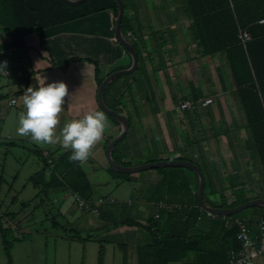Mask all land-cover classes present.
Wrapping results in <instances>:
<instances>
[{"label":"rangeland","instance_id":"1","mask_svg":"<svg viewBox=\"0 0 264 264\" xmlns=\"http://www.w3.org/2000/svg\"><path fill=\"white\" fill-rule=\"evenodd\" d=\"M123 2L126 18L133 10L142 15V11H152V6L159 5L158 0H140L144 10L140 8L138 12L137 7L142 4L138 5L136 0ZM81 5L79 10L90 9L93 1L87 0ZM146 14L144 18L148 20ZM153 19L150 17L147 22L152 28ZM161 36L160 32L158 37ZM181 38L180 43H171L168 39L170 45L180 48L177 65L161 64L151 72L150 68L144 69V63L149 61V57H144L138 70L115 81L118 87L123 78L126 82L133 79L122 100L124 109L121 108V112L129 114L132 127L119 142L116 157L130 167L138 166L141 161L147 164L167 158L188 159L203 169L207 183L210 172L205 165L213 169L215 176H221L220 168L225 167L226 162L231 171L222 178L224 184L229 180L234 184L244 182L248 195L254 196L258 190L264 197L260 167L248 147L249 138L225 55L203 56L190 34L183 31ZM204 98L213 102L202 107ZM185 101H190L194 107L182 110L180 103ZM106 117L105 134L114 138L118 134L113 126L118 122L107 114ZM102 144L105 145V141ZM233 166L240 168V176L232 177ZM42 167V160L28 149L10 148L0 143V227L13 229L14 236L28 235L27 240L13 244L9 257L0 236V264H8L9 259L11 264H100L101 252V264H128L133 246L128 243L130 234L118 235L114 229L116 226L131 229L122 224L123 221L131 218L146 221L153 213L159 214L156 201L179 196L178 184L182 182L175 177L171 183H176L177 187L157 185L162 175L172 172L169 168H162L163 172L146 170L123 174L113 170L106 158L104 161L101 157H89L82 168L92 183L95 199H106L95 214L80 208L69 190L51 193L49 202L41 205L40 200L45 198H36L40 189L31 178ZM175 172L178 176L182 173ZM183 173L190 176L195 185L196 174L187 169ZM46 174L48 176V171ZM215 187L219 189L218 182ZM208 191L207 185L205 194L209 202L220 201L218 195L210 196ZM231 192L224 195L230 199ZM142 195L151 199L145 213L135 217L133 213ZM108 199L114 202L109 203ZM52 201L54 204L50 203ZM26 202L29 203L23 207ZM258 209L247 208L239 216L254 222ZM261 262L264 264V257Z\"/></svg>","mask_w":264,"mask_h":264},{"label":"trees","instance_id":"2","mask_svg":"<svg viewBox=\"0 0 264 264\" xmlns=\"http://www.w3.org/2000/svg\"><path fill=\"white\" fill-rule=\"evenodd\" d=\"M92 1L93 6L90 9L79 10L81 4L80 7L79 5L74 7L65 4L63 0H0V32L10 38V43L2 48L14 47L20 50L25 45V37L39 34L46 29L91 14L109 10L112 11L114 20L116 19L118 6L114 0ZM183 1L186 13L191 19L189 26L191 38L201 50L202 55H225L226 57L227 67L235 87L234 94L239 103V109L244 119V129L249 138L248 147L255 155L260 167L261 180L264 182V22H261L264 21V0ZM125 18L124 13L122 33L137 52L140 63L142 58L144 61V57L138 46L139 37L138 34L134 35V33L132 35L136 37V40L127 36L131 28L128 19ZM241 32H246L250 36V40L242 41L239 38ZM102 81V79H99L97 67L96 83L98 87ZM114 82L107 86L104 92V102L113 111L129 118L131 129L132 120L129 114L121 112V108L124 109L122 102L124 94L130 88L131 83L128 82L121 92L112 97V101L109 103L107 95ZM208 112L207 114H209ZM214 137L217 138L216 135ZM118 144L113 148V159L123 166L130 167V164L122 163L116 157ZM34 152L43 163L42 169L31 178L34 185L40 189L36 198H45L40 200L41 205L45 201L49 202L51 193L59 191L69 190L85 202L94 199L92 183L83 170L82 164L70 163L68 160L71 154L70 150L62 151L59 154L55 152L50 154L49 157H42V153L38 150ZM48 159L53 162L54 167L52 169ZM165 160H187L195 163L183 158H167ZM155 162L158 161L153 160L148 163ZM205 167L207 172H210L208 183L203 169L199 166L205 177L204 198L210 207L231 209L250 200L264 198L258 190L254 193V196L248 195L245 190L247 184L244 182L234 184L229 180L228 184L225 182V185L221 176H215L213 169H210L207 165ZM169 169H172V172L162 175V181L158 182L157 185L170 186L171 184L172 187H177L176 183H171L176 177L182 181L178 184L180 194L176 197L161 198L155 204L159 202L175 204L179 205V209L158 210V218H155V214H152L146 221L128 219L122 223L129 227H136L141 233L144 232L147 235L145 244L138 248L137 264H228L230 251L238 250L241 247L240 242L237 240L238 225L235 220L239 219L245 222L254 233L256 232L257 222L261 218L264 219V208L259 207L257 219L254 222L239 216V213L228 217H207L200 208L197 199V175H195L194 185L191 177L183 173L184 169ZM176 170L182 172L180 176L177 175ZM46 171H48L49 178H47ZM156 171L163 172L161 169ZM214 178L215 181H213ZM216 182H218V190L215 187ZM207 185L209 187L208 194L214 197L218 195L220 197L219 202H209L207 200L205 194ZM158 189H160V186L157 187ZM230 190L232 191L230 193L231 197L228 199L224 193ZM28 203H23V207L27 206ZM50 203L54 204L53 201ZM199 217H201L200 220ZM0 236L8 257L14 243L28 238L26 234L21 237L14 236L13 229L2 227H0ZM102 254L101 252L100 264ZM8 264H11L10 259Z\"/></svg>","mask_w":264,"mask_h":264},{"label":"crops","instance_id":"3","mask_svg":"<svg viewBox=\"0 0 264 264\" xmlns=\"http://www.w3.org/2000/svg\"><path fill=\"white\" fill-rule=\"evenodd\" d=\"M139 1L136 0L138 5H141L142 2ZM158 1L160 6H152V11H145L142 4L137 7L138 12H140V8L144 10L142 15L136 14L133 10L127 17L131 28L129 32L139 33L138 46L142 56L149 57L148 60L151 61L144 63V69L150 68L151 72H154L155 68L161 64L166 67L177 65L179 63L178 55L180 56V54L178 50L180 48L176 45L173 47V45L169 44V41L171 40V43L183 41L181 38L183 31H186L191 36L189 30L191 19L186 13L184 1ZM145 12L147 13V18H155L153 19L154 28L147 23L149 19L144 18ZM114 25L115 20L112 11L108 10L91 14L84 18L46 29L39 34H32L34 37L32 35L25 37L24 47L13 51L10 56L6 54V51H12L15 48H2L10 43V38L0 32V64L7 62V67L4 71H0L1 144L10 148H25L34 154V151L38 150L42 153V157H49L50 154L55 152L59 154L62 151H66L59 144H37L31 140L30 136L17 134L18 116L20 112L24 111L21 97L28 87L36 88L44 79L46 83L63 81L68 85L69 96L65 98L64 110L59 115L60 124L57 126V134H59L66 121L82 117L84 113L91 110L102 111L97 102L99 87L96 83V68L98 67L99 70V79L104 80L110 74L128 69L131 66V58L120 43L115 40ZM160 32L162 36L158 37ZM147 39L148 41L144 42ZM187 48L184 47V49L188 50ZM7 71H9V74L6 73ZM126 81L127 79L123 78L122 84H118L119 88L114 84L112 85L107 95L109 103L117 92L122 91L125 85L131 82L130 80ZM13 101L15 102L13 103ZM113 128L119 134V123H116ZM112 139L113 137L110 138L109 134L104 133L102 141H105V145L102 144V141L99 142L93 148L90 157H101L105 161L106 143ZM229 162L227 160L228 164ZM140 164H143V162L141 161L137 165ZM224 164L225 167L222 166L220 168L222 178L226 177L228 172L231 171L230 168H227L229 165H226V162ZM233 170V178L241 175L240 168L237 166H233ZM246 170L249 169L246 168ZM191 181L193 183L192 178ZM148 201H150L149 196H141L137 203L138 209L133 213L135 217L140 216L142 212L145 213ZM114 231L118 235L130 234L128 243H132L133 246L131 247L128 264H137L138 248L147 241L146 233H141L136 227L127 229L124 226L119 228L116 226Z\"/></svg>","mask_w":264,"mask_h":264},{"label":"clouds","instance_id":"4","mask_svg":"<svg viewBox=\"0 0 264 264\" xmlns=\"http://www.w3.org/2000/svg\"><path fill=\"white\" fill-rule=\"evenodd\" d=\"M6 67L7 62L0 64V71ZM68 96V85L63 81L46 83L44 79L38 87H28L21 97L24 111L19 113L16 131L20 136H30L37 144H59L71 151L70 163L83 164L103 140L107 117L100 110L88 111L82 117L66 121L57 134L59 115Z\"/></svg>","mask_w":264,"mask_h":264},{"label":"water","instance_id":"5","mask_svg":"<svg viewBox=\"0 0 264 264\" xmlns=\"http://www.w3.org/2000/svg\"><path fill=\"white\" fill-rule=\"evenodd\" d=\"M87 0H63V2L67 5L71 6H78ZM118 6L117 16L115 19V25H114V31H115V37L117 41L120 43L122 48L127 52L129 57L131 58V66L128 69L116 71L109 76H107L101 83V85L98 88L97 92V102L99 108L107 115L113 117L120 125V132L118 136L114 137L106 146L105 150V157L109 165L113 168V170L123 173V174H133L138 173L146 170H157L162 168H182L187 169L192 172H194L198 177V190H197V199L199 206L202 210L206 212H210L212 214H215L217 216H223L228 217L235 214H238L242 212L243 210L251 207H262L264 208V199L263 198H257L250 200L240 206H237L235 208L231 209H216L210 207L204 198V186H205V177L202 172V170L199 168L198 165L195 163H192L187 160H163L158 161L155 163H147L142 164L134 167H126L118 162H116L112 157V151L114 146L119 143L123 138L126 136V134L130 130V120L125 115L118 113L116 111H113L110 109L104 102V92L107 88V86L112 83L114 80L125 76L130 75L134 73L139 64V57L131 43L124 37L122 33V19L125 12V6L124 2L122 0H114Z\"/></svg>","mask_w":264,"mask_h":264},{"label":"built area","instance_id":"6","mask_svg":"<svg viewBox=\"0 0 264 264\" xmlns=\"http://www.w3.org/2000/svg\"><path fill=\"white\" fill-rule=\"evenodd\" d=\"M264 22V21H261ZM128 37H133L131 32L127 33ZM239 38L242 41H248L250 40V36L246 32H241L239 34ZM134 40H136V37H133ZM117 41V39L115 38ZM14 50L6 51L9 56ZM9 74V71L6 72ZM15 101H13L14 103ZM213 102L212 99H205L201 102L202 107H207ZM181 109H191L194 107V105L190 101H185L183 103H180ZM48 163L50 165V168L52 169L54 167L53 162L48 159ZM73 198L76 200L78 206L80 208L88 209L92 213H98L99 207L103 204H105L106 200L104 198L99 199H93L91 201L85 202L83 201L78 195L73 194ZM109 203H113V199H108ZM158 210H174L179 209V205H172L167 204L164 202L158 203ZM203 212L206 214L207 217H216L217 215L212 214L210 212H206L203 210ZM159 214H155V218H158ZM201 217H199V220ZM235 222L238 225V232H237V240L240 242L241 247L238 250H232L229 253V260L228 264H262L261 259L264 257V219H260L256 224V232H252L251 228L247 226V224L239 219H236Z\"/></svg>","mask_w":264,"mask_h":264}]
</instances>
